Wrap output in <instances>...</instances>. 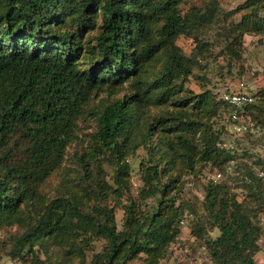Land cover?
<instances>
[{"label": "trees", "instance_id": "trees-1", "mask_svg": "<svg viewBox=\"0 0 264 264\" xmlns=\"http://www.w3.org/2000/svg\"><path fill=\"white\" fill-rule=\"evenodd\" d=\"M180 1L0 0V222L13 216L21 204L39 197L38 187L60 165L91 95L103 89L113 93L114 87L126 81L133 93L101 113L95 148L112 161L118 175L115 181L123 188L120 174L128 168L126 156L144 145L151 156L142 168L140 194L157 198L145 216H135L129 205L121 231L112 208L96 204L84 211L72 198L53 200L37 220L35 231L17 239L20 246L39 243L45 236L62 239L89 234L108 240L91 264H126L139 253L145 255V264H156L160 252L174 241L182 212L174 200L165 203L166 190L181 187L161 184L170 156L151 144L153 123H148L144 133L138 124L144 105L170 102L173 110L159 118L157 127L179 142L197 126L189 110L204 115L210 111L209 92L193 94L178 82L190 73L192 63L174 42L190 27V18L198 15L181 16ZM68 23L75 30L70 31ZM91 30L97 33L90 35ZM160 57L164 62L156 69ZM253 107L256 101L245 110ZM203 140L202 161L221 153H225L223 162L231 159L230 152L219 148L220 140L207 132ZM163 143L173 144L170 140ZM186 163L192 165L190 159ZM245 171L246 187L258 196L264 177L248 168ZM98 189L92 188V194L101 198L104 192ZM220 189L212 184L206 188L219 235L205 237L201 230L196 235L204 239L218 264H255L260 227L242 201L233 198L228 205Z\"/></svg>", "mask_w": 264, "mask_h": 264}, {"label": "rangeland", "instance_id": "rangeland-1", "mask_svg": "<svg viewBox=\"0 0 264 264\" xmlns=\"http://www.w3.org/2000/svg\"><path fill=\"white\" fill-rule=\"evenodd\" d=\"M178 10L181 16L198 14L190 18V27L174 42L180 53L191 57L192 63L190 73L178 82L193 94L209 92L213 101L206 115L189 110L188 116L197 121V126L194 131L188 130L179 142L175 135L157 127L159 118L173 110L172 103L144 105L140 112V131L146 132L148 123H153L151 144L170 156L171 164L162 175L161 184L170 182L181 187L166 190L165 203L174 200L182 216L179 233L166 251L160 252L156 264H218L204 239L196 235L199 230L205 237L219 235L214 213L207 204L208 184L221 188L220 195L228 205L236 198L251 211L254 224L260 227L256 241L258 250L253 258L255 264H264V178L263 192L258 196H254L246 187L249 183L243 181L245 168L255 176L264 177V21L259 22L264 18V0H181ZM98 17L100 21V15ZM67 26L70 31L75 30L73 25L68 23ZM83 32L86 34L87 30ZM89 33L95 35L97 30ZM163 62L160 57L155 63L156 69ZM253 68L255 73L250 75ZM241 77L246 79L248 90L259 91L258 100L256 107L240 111L237 121L232 122L230 111L218 96L221 89H235ZM114 89L113 93L103 89L92 95L60 165L38 187L39 197L21 204L13 216L0 222V264H91L93 255L108 245L105 238L87 234L62 239L45 236L39 243L27 242L20 246L17 239L35 231L37 220L53 200L72 198L84 211H90L96 204L112 208L118 231L123 230L129 205L138 217L145 216L156 205V197L142 198L140 194L142 168L149 164L151 156L144 145L137 146L126 156L128 168L120 174L123 188L115 181L118 175L112 161L95 148L99 144L96 133L102 111L133 93L130 81ZM204 131L213 140H220L222 147L219 148L230 152V160L223 162L225 153L208 161L200 159L205 146ZM163 140L173 144L169 146ZM186 159H190L192 165L187 164ZM92 188L104 192L103 197H95ZM9 192L13 194L14 189L11 187ZM218 203L216 201L217 207ZM126 264H145V255L139 253Z\"/></svg>", "mask_w": 264, "mask_h": 264}, {"label": "built area", "instance_id": "built-area-1", "mask_svg": "<svg viewBox=\"0 0 264 264\" xmlns=\"http://www.w3.org/2000/svg\"><path fill=\"white\" fill-rule=\"evenodd\" d=\"M251 75L254 74V70L250 72ZM237 90H229L221 92V99L223 102L228 104L230 108V120L232 122L237 121L239 115L238 108L241 109L244 106L254 103L258 98L255 92L247 90L246 82L242 79L238 82ZM242 127H238L239 130Z\"/></svg>", "mask_w": 264, "mask_h": 264}, {"label": "clouds", "instance_id": "clouds-1", "mask_svg": "<svg viewBox=\"0 0 264 264\" xmlns=\"http://www.w3.org/2000/svg\"><path fill=\"white\" fill-rule=\"evenodd\" d=\"M253 70H254V68H253ZM251 71H252V70H251ZM251 71H250V72H251ZM254 73H255V70H254ZM250 75H251V74H250ZM242 79L246 82V79H245L244 77H241V78L238 80V82H239L240 80H242ZM238 82H237V84H236V88H235V89H221V90H220V93L223 92V91H229V90L236 91V90L238 89V88H237V86H238ZM246 85H247V83H246ZM247 90H248V89H247ZM100 91H101V90H100ZM249 91H250V90H249ZM252 92H255V93H256V91H252ZM95 93H96V92H95ZM95 93H93V94H95ZM93 94H92V95H93ZM92 95H91V97H92ZM256 95H257V93H256ZM125 96H126V95H125ZM91 97H90V99H91ZM218 97H219L218 100L221 101V103L224 104V105L226 106V108H227L228 111H230V108H229L228 104H226L225 102H223V100L221 99V94H220V96H218ZM257 98H258V96H257ZM90 99H89V100H90ZM257 100H258V99H257ZM257 100H256V101H257ZM87 104H88V103H87ZM247 106H248V105H247ZM245 107H246V106L242 107L241 109L238 108V111L240 112V111L244 110ZM103 111H104V110H103ZM103 111H102V112H103ZM229 120H230V119H229ZM231 121H232V120H231ZM63 156H64V155H63Z\"/></svg>", "mask_w": 264, "mask_h": 264}]
</instances>
